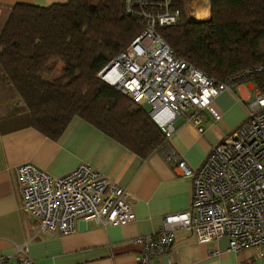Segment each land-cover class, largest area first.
Wrapping results in <instances>:
<instances>
[{"label": "built area", "instance_id": "2783aa9c", "mask_svg": "<svg viewBox=\"0 0 264 264\" xmlns=\"http://www.w3.org/2000/svg\"><path fill=\"white\" fill-rule=\"evenodd\" d=\"M124 10L140 21L142 30L97 77L149 107L151 119L166 138L165 160L177 176L189 177L192 184L187 210L166 215L152 238L134 239L141 249L136 263L158 264L157 257L169 254L175 232L182 229L192 231L199 242L227 237L228 249L233 251L259 247V256L264 257V90H255L245 122L213 146L198 169H189L167 145L175 119L185 116L197 125L203 110L219 119L215 97L232 90L239 77L264 71V65L217 81L177 56L160 35V28L179 19L174 0H124ZM194 13L195 20L207 14ZM17 178L23 209L38 220L37 234L72 233L77 219L123 225L135 217L124 189L85 163L52 177L25 162L17 167ZM19 251V264H32L26 249ZM7 258L0 254V264ZM167 264L176 263L168 258Z\"/></svg>", "mask_w": 264, "mask_h": 264}, {"label": "trees", "instance_id": "16d2710c", "mask_svg": "<svg viewBox=\"0 0 264 264\" xmlns=\"http://www.w3.org/2000/svg\"><path fill=\"white\" fill-rule=\"evenodd\" d=\"M186 1L174 0L177 23L159 29L177 56L217 81L264 65V0H210L200 20L189 18ZM141 30L124 0L13 4L0 26V86L30 126L52 139L78 116L145 157L164 133L144 105L97 77ZM250 76L264 90V71Z\"/></svg>", "mask_w": 264, "mask_h": 264}, {"label": "crops", "instance_id": "0c3cea01", "mask_svg": "<svg viewBox=\"0 0 264 264\" xmlns=\"http://www.w3.org/2000/svg\"><path fill=\"white\" fill-rule=\"evenodd\" d=\"M67 1L0 0V26L13 4L46 7ZM253 95L252 83L236 84L232 90L221 92L213 101L219 119L206 110L199 112L197 125L180 116L173 122L167 145L189 169H198L210 149L245 122ZM17 106L0 86V254L9 257L5 264H19L20 248L26 249L32 264H137L141 249L134 239L155 233L166 215L188 209L191 179L174 173L165 160L163 141L143 157L78 116L52 139L30 126ZM144 107L149 111L147 105ZM25 162L52 177H61L80 163L88 164L124 189L134 219L123 225L77 219L72 233L37 234L38 220L23 209L17 178V167ZM259 251V247L229 250L227 237L199 242L192 231L182 229L175 232L169 254L156 261L167 264L170 258L176 264H264Z\"/></svg>", "mask_w": 264, "mask_h": 264}, {"label": "rangeland", "instance_id": "374dc122", "mask_svg": "<svg viewBox=\"0 0 264 264\" xmlns=\"http://www.w3.org/2000/svg\"><path fill=\"white\" fill-rule=\"evenodd\" d=\"M185 10H186V13L187 15L189 16L190 19H193L195 20L194 18H192V15H193V12L195 10V13H194V16H197L203 12H206V17L210 14V0H187L185 2ZM196 5V7H193L192 5ZM140 33V32H139ZM138 33V34H139ZM251 76L250 75H243L242 77H239L235 84L233 85V87L236 85V84H240V83H252L251 80H250ZM245 80H248L246 82H243ZM253 84V83H252ZM254 85V84H253ZM258 88L254 86V92L255 90H257ZM259 90V89H258ZM250 101V99H249Z\"/></svg>", "mask_w": 264, "mask_h": 264}, {"label": "bare ground", "instance_id": "6f19581e", "mask_svg": "<svg viewBox=\"0 0 264 264\" xmlns=\"http://www.w3.org/2000/svg\"><path fill=\"white\" fill-rule=\"evenodd\" d=\"M203 18H204V16H200V17H198V19H203ZM163 143H164V142H163ZM125 193H126V192H125ZM126 195H127V193H126ZM126 199H127V197H126ZM148 236L151 237V238L153 237L152 234H149ZM171 247H172V245H171Z\"/></svg>", "mask_w": 264, "mask_h": 264}]
</instances>
